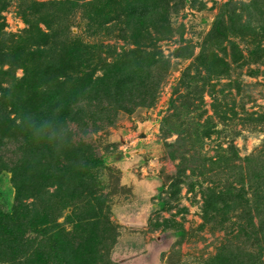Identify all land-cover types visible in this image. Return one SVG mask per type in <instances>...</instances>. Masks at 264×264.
<instances>
[{
  "label": "rangeland",
  "instance_id": "1",
  "mask_svg": "<svg viewBox=\"0 0 264 264\" xmlns=\"http://www.w3.org/2000/svg\"><path fill=\"white\" fill-rule=\"evenodd\" d=\"M133 2L0 0V121L9 123L0 130V212L21 204L27 248L15 264L64 243L78 249L92 229L96 245L77 264H226L232 256L233 264H264V213L215 196L212 209L205 204L213 192H244L243 201L262 192L264 200V38L252 32L264 23V0H140L147 14L131 21ZM219 17L227 30L213 37ZM146 21L156 25L141 31ZM36 25L47 41L34 40ZM32 50L41 53L31 57ZM134 52L153 59L135 72L131 87L138 86L121 109L101 102L106 111L84 119L83 135L75 123L63 127L92 150L95 164L82 169L91 172L92 188L41 186L18 200L8 170L20 157L21 107L7 98L18 84L28 90L29 80L51 97L48 87L79 69L95 82L117 53ZM70 53L83 57L71 58L68 69L62 61ZM15 54L19 66L10 60ZM50 63L65 70L37 75Z\"/></svg>",
  "mask_w": 264,
  "mask_h": 264
},
{
  "label": "trees",
  "instance_id": "2",
  "mask_svg": "<svg viewBox=\"0 0 264 264\" xmlns=\"http://www.w3.org/2000/svg\"><path fill=\"white\" fill-rule=\"evenodd\" d=\"M134 1L135 3L133 2L130 6L128 13V18H130L131 21H136L141 16L147 14L143 8L140 7L141 3L138 2L140 0ZM138 8H140V10ZM53 12L54 10L49 12L50 16L47 15L48 11L44 12L43 15H46L44 21H51L50 17L53 16ZM260 14H262V22H264V11ZM158 20L156 23H164L166 21L164 18ZM44 25L47 27L46 24ZM155 25L156 24L153 25L150 21H146L142 23L141 26L143 27L140 26V30L142 31L146 27L151 28ZM35 29L37 31L34 40L39 37H46L44 38V41L48 40L46 32L42 31L37 25L35 26ZM256 29V31L254 29L252 32L253 34L260 32L261 35L259 34L257 37H259L258 40H261L264 38V23L261 26H257ZM225 30H227L226 23L222 17H219L214 21L210 35L213 37H220L224 34ZM141 31H133V33L140 34ZM239 33H241V31ZM37 42L40 44L43 43L41 40H38ZM40 53L41 52L38 53L36 50H32L28 52V55L32 57ZM17 55L19 54H15L14 58L10 57V60L13 62L15 59L14 66L20 65V57H17ZM67 56V59H63L62 66L68 69L71 68V58L76 59V57H79V60H81L83 57L81 53L76 55L70 53L67 54ZM115 57L117 58L113 60L112 63H109V66H107L108 69H106L105 73L103 72L102 76L95 80V82L90 81V71L82 73L81 69H79L76 72H79L77 76L69 77L61 85H59V83H53L54 85L49 86L46 94L51 97H46L44 92H38L34 89L32 90V82L28 78H24V80H29L26 85H30L31 87H29L28 90H25L22 84H18L17 91L11 95L12 98H7L8 100H11L12 105L15 103L18 107H21L19 108V112H17L19 113V116H17L19 122L15 124L14 121H12V124H15L16 128L20 130L19 134L21 135V140H16L19 144L18 149L20 150V157L18 164L12 166L8 170L18 200L21 192L32 193L31 195H33V193L37 192L41 186L48 187L55 186L56 184L57 186H65L69 183L71 186H80L81 191H88L92 188V186H89V181L92 178L91 172L82 170L84 162H92L95 164V158L91 154L92 150L86 142L83 143L81 140L73 141L71 139L72 133L64 130L63 127L67 126L66 122L75 123L78 125L79 133L83 135L86 126L84 119L87 117H94L95 115H99L106 111L105 108L99 105L101 102L106 101L110 105V101H113V103L117 105V108H114L121 109L119 105L123 103L122 100L124 99V96L131 97L132 90L138 86L131 87V82L136 80L135 72L140 69L144 63L151 62L153 59L152 53L149 52H145L143 56H140L136 52H134V55H130L129 53H117ZM64 62L70 65L66 66V63L64 64ZM88 64H86V66ZM82 66L83 64H81L80 67ZM55 68L57 67L51 63L47 64L42 70H37V75L41 74V76H43ZM65 68L63 70H65ZM63 70L57 68L55 72H52V75L56 78L55 74L59 73L61 75ZM21 80H23V78ZM86 100L88 101L86 102V105L83 106L82 102ZM91 101L97 102L98 104L91 105ZM112 110L113 108L110 110L111 113ZM86 111L89 113L88 116H85ZM6 124L9 123H2L0 121V130L1 126ZM19 125L22 127L19 128ZM71 161L74 163L73 167L69 164ZM238 182H241V179L238 180ZM249 184L252 185L250 182ZM261 193L254 195L253 200L248 198L243 201L242 198H245L246 194L244 192L229 191L226 194L213 192L212 197L209 195L205 199V204H207L206 208L212 209L216 202V200L213 199L214 196L225 204H228V200L230 204L233 205L239 204V202H246V204L250 206H255L261 217V213H264V200H261L263 197ZM17 205L20 206L15 208V213L12 212V210L9 214L0 212V264H15L16 257H19V255H25L27 252V248L24 245L25 239H23V231L25 229L18 224L19 218L16 212L22 206L21 204ZM262 221L260 229H264V219ZM92 231L91 239L87 240L86 243H81L78 249H70L69 244L64 243L59 250L51 247L49 252H43L41 250L34 251L33 254L35 257H33V261L30 263H83L84 249L86 250L88 245H96L95 241L98 234L95 233L93 229ZM262 232L264 234V230H262ZM232 257H234V259H232L233 261L230 260V262L226 264L235 263L234 261L236 257ZM222 261L224 264L225 260L223 259Z\"/></svg>",
  "mask_w": 264,
  "mask_h": 264
}]
</instances>
